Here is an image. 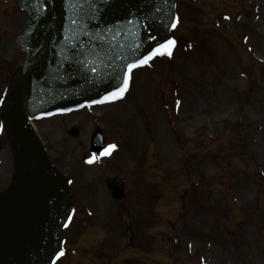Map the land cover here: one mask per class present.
<instances>
[{
    "label": "rangeland",
    "instance_id": "obj_1",
    "mask_svg": "<svg viewBox=\"0 0 264 264\" xmlns=\"http://www.w3.org/2000/svg\"><path fill=\"white\" fill-rule=\"evenodd\" d=\"M170 2L177 27L144 28L140 53L155 36L173 54L135 69L125 100L32 122L70 198L51 264H264V0ZM29 23L0 0V198L14 174L5 98ZM96 129L117 148L89 165Z\"/></svg>",
    "mask_w": 264,
    "mask_h": 264
},
{
    "label": "water",
    "instance_id": "obj_2",
    "mask_svg": "<svg viewBox=\"0 0 264 264\" xmlns=\"http://www.w3.org/2000/svg\"><path fill=\"white\" fill-rule=\"evenodd\" d=\"M20 2L31 14L23 43L31 47L32 57L25 71L14 77L5 107L15 173L8 193L0 199V264H46L66 211V195L58 172L27 131L23 112L33 115L63 106L108 86L112 81L108 74L116 75L133 58L129 45L137 40L142 21L151 32L162 29L169 16V0ZM77 4L80 6L74 7ZM96 7L99 11L93 14ZM73 19H79L80 24L74 26ZM82 28L78 39H69ZM118 30L120 35L113 38ZM84 32H99L104 39L91 40ZM93 49L103 61L97 63L95 74L88 71L97 58L90 55ZM70 133L76 135L77 130ZM101 144V133L96 131L92 150H100ZM118 196L120 192L115 190L113 197Z\"/></svg>",
    "mask_w": 264,
    "mask_h": 264
},
{
    "label": "snow or ice",
    "instance_id": "obj_3",
    "mask_svg": "<svg viewBox=\"0 0 264 264\" xmlns=\"http://www.w3.org/2000/svg\"><path fill=\"white\" fill-rule=\"evenodd\" d=\"M110 2V0H102V3H108ZM80 5H74V7H79ZM81 11H83L81 9ZM92 13L94 14L95 12L99 11V8H93ZM93 15H89V19H92ZM225 19H229L228 17H225ZM71 23L74 26H78L80 24L79 19H73L71 21ZM128 24H132L133 21L132 20H128L127 21ZM179 23V18L178 17H174L172 19V22L168 25H166V27L170 28V29H175L177 27ZM150 26V25H149ZM85 28L80 29V31L76 32L74 31L73 34L71 35V37L69 38L70 40L75 41L76 39H78L79 35L81 32L84 31ZM107 32L112 33V29H107ZM85 35H89V38L91 40H103L104 36L97 32L96 34H90L87 32H84ZM117 35H120V31H116L112 37H116ZM149 39L153 40V41H158V38L155 36H150ZM247 39V38H245ZM109 43H111V41H109ZM176 44V41L172 38H165L163 40V42H158V46H151L148 49H146V53H140V56L137 57L136 53L140 51L141 48L144 47V43L139 41V39H137L133 44L129 45V50H130V55L135 57L134 59H132L130 62H127L123 65V71L122 74L119 75H112L111 73L108 74V79L110 80H117L119 81V83H116L114 85H112L113 90L109 91L108 94L104 95L102 98L98 99V100H92L91 102H89L88 104H81L79 105L80 108H91L93 105H97V104H106V103H111V102H115L118 100H121L124 98L125 94L128 92L129 88H130V83L132 80V76H133V72L135 69L144 67V66H149L150 62L154 60V58L158 57V56H164L167 55L169 57L172 56L173 54V49L174 46ZM91 56H95L97 57L95 60L92 61L91 66L88 68V71H90L91 73H98L97 70V63H102L103 61L99 60V57L97 55V52L95 51V49H93V51L90 53ZM83 63H85V65L88 64V61L85 60ZM177 108H179L180 105V101L176 102ZM73 111V109H61L60 110V114H63L65 112H71ZM47 115H53V113H47ZM38 118H42V117H38ZM3 130V125H0V131ZM117 148V145L115 144H109L102 153H100V156H109L111 155ZM99 159L98 156H96L95 154H93L91 156V158H89L86 163H88L89 165L95 163L97 160ZM69 223L71 222V217L67 218ZM69 226L68 223H66L64 225L65 228H67ZM64 255V252L61 251L59 253V257H62ZM58 257V258H59Z\"/></svg>",
    "mask_w": 264,
    "mask_h": 264
},
{
    "label": "bare ground",
    "instance_id": "obj_4",
    "mask_svg": "<svg viewBox=\"0 0 264 264\" xmlns=\"http://www.w3.org/2000/svg\"><path fill=\"white\" fill-rule=\"evenodd\" d=\"M144 27L147 28L146 21H143V22H142V28L144 29ZM141 49H142V48H141ZM141 49H140V50H141ZM27 56H28V58H30V56H31V51H30V50L27 51ZM23 119H24V122H25V125H26V128H27V131H28L31 135H33V136L36 138V141L39 143L40 141H39V139L37 138L36 130H35L34 126H33L31 123H29V121H28V116L25 115V113H23Z\"/></svg>",
    "mask_w": 264,
    "mask_h": 264
}]
</instances>
